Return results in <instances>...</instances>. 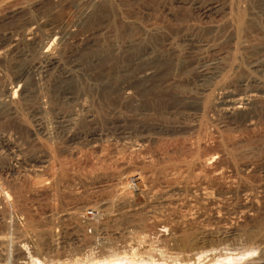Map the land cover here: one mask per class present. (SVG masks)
Here are the masks:
<instances>
[{
	"label": "rangeland",
	"instance_id": "1",
	"mask_svg": "<svg viewBox=\"0 0 264 264\" xmlns=\"http://www.w3.org/2000/svg\"><path fill=\"white\" fill-rule=\"evenodd\" d=\"M226 1L99 0L73 35L50 47L57 64L43 67L35 49L20 44L22 33L31 30L40 39L49 25L78 20L83 0H0V48L7 54L0 89L17 90L14 77L24 71L16 86L28 90L24 100L16 98V115L0 124V264L101 260L98 250L80 249L72 239L94 235L97 220L90 226L87 219L103 214L92 206L107 197L111 211L122 206L113 225L135 234L158 214L155 207L164 208V217L155 219L165 228L144 232L157 262L188 241L216 259L243 262L252 251V258L264 256V71L253 67L264 68V1L251 2L259 17L245 18L236 37L227 30L235 14L225 20L211 9ZM189 35L206 45L186 43ZM8 37L19 45L10 54L3 45ZM24 50L29 58L15 60ZM216 71L223 75L212 79ZM224 94H238L245 105L231 111ZM202 192L211 199L202 202ZM248 197L255 200L254 216H238ZM189 207L194 219L183 223ZM57 234L61 243L51 248L49 236ZM137 241L122 251L140 255L142 235Z\"/></svg>",
	"mask_w": 264,
	"mask_h": 264
},
{
	"label": "bare ground",
	"instance_id": "2",
	"mask_svg": "<svg viewBox=\"0 0 264 264\" xmlns=\"http://www.w3.org/2000/svg\"><path fill=\"white\" fill-rule=\"evenodd\" d=\"M78 1V0H77ZM253 0H229V2H227L226 3V5H220V6H218V5H214V4H211V9H214V7H216L215 9H217L218 8V10H217V12H216V15H218L219 14V16H224L223 18L225 19V16L227 15H231V14H235L234 16H230V18L228 19V21H227V30H228V32L230 31L232 34H234V32L236 33V31H238L239 30V28L240 27H242L241 26V24H242V22L244 21V19L245 18H249V17H251L252 18V16H254V15H256L257 16V12H258V10L256 9L257 8V6L255 7V4L254 3H256V2H258V0H256V2L254 1L253 3H251ZM262 1H264V0H261V3H262ZM99 0H83V8H81L80 7V11H76L77 9L79 10V6L77 5L76 6V12H78L77 14H78V20H75L74 22L73 21H70V20H68V19H61L62 21H60V22H58V23H56V24H52V25H49V24H47V25H49V27L47 28V27H44V28H47V31L45 32V33H42V35H41V38L40 39H36L35 37L36 36H34L32 33H31V30H28V31H26L25 33H22V35H21V42L22 43H20V44H23V43H26L27 45H29L28 47H26V48H33V49H35V50H33V49H31V50H33V51H35L36 52V58H37V60L38 61H40V63H42L43 64V67H47V66H52L53 64L55 65V64H57L56 62V56L54 57V54H52V52L50 53V47L52 46V44L54 43V42H56V43H61V44H63V42L64 41H66L71 35H73V28L76 26V24L78 23V22H80V20H82L83 18H85L87 15H88V10H89V7H96V6H98L99 5ZM225 3V2H224ZM254 4V5H251V4ZM260 3V4H261ZM264 3V2H263ZM78 4H81V3H78ZM259 4V5H260ZM86 7H85V6ZM240 5H241V7H242V5H246V6H248V11H247V13L245 12V6H244V8H241L240 7ZM258 5V6H259ZM81 6V5H80ZM208 6V5H207ZM213 6V7H212ZM260 6H264V4L262 5H260ZM259 6V7H260ZM206 7V6H205ZM209 7V6H208ZM91 9V8H90ZM209 9H210V7H209ZM258 9H260V8H258ZM263 10V9H262ZM261 9L259 10V12H260V14H261V12H262V14H263V12L264 11H262ZM209 11V10H208ZM257 13V14H256ZM91 14V13H90ZM227 16H226V18H227ZM264 16V15H263ZM257 17H259V14H258V16ZM260 17H262V15H260ZM226 20V19H225ZM223 22V21H222ZM224 23V22H223ZM31 24V23H30ZM41 25V24H40ZM31 26V29H33V28H38L39 27V25H38V23H34V24H31L30 25ZM41 29V28H40ZM217 29H220V28H217ZM217 29H212V30H215V32L217 33L218 31H216ZM264 29V28H263ZM262 28H261V30H263ZM35 30V29H34ZM39 30V29H38ZM223 31V30H222ZM221 31V32H222ZM144 32H146V31H144ZM155 32H158V31H155ZM227 32V31H226ZM226 32L224 33L225 35H228V34H226ZM39 34H40V32H39ZM38 34V35H39ZM149 34V33H148ZM221 34V33H220ZM230 34V33H229ZM222 35V34H221ZM235 35V37H236V34H234ZM234 35L232 36L233 38H234ZM223 36V35H222ZM161 37V36H160ZM9 38V37H8ZM16 38V37H15ZM43 38H44V40H43ZM93 38V37H92ZM186 39H184L185 40V42L186 43H189L190 45H195V46H201V47H203V46H205L206 45V43L205 42H203L202 40H200V39H197L198 37H194V36H191V35H189V36H187V37H185ZM231 38V37H230ZM6 39V38H5ZM19 40V39H18ZM19 40V41H20ZM49 41V42H47V43H45V42H43V41ZM170 40V39H169ZM232 40V39H231ZM168 40H165V42H167ZM173 41V40H172ZM161 43H162V41H160ZM159 42V43H160ZM165 42H163V43H165ZM51 43V44H50ZM80 43V42H79ZM83 43V42H82ZM142 43V42H141ZM144 43H146V42H144ZM168 43V42H167ZM208 43V42H207ZM87 44V43H86ZM120 44V43H119ZM133 44V42L132 43H130L129 45H128V47L130 46V45H132ZM210 44V43H209ZM1 45V44H0ZM3 45H5L6 47V49L8 48L9 50H8V53L10 54L11 52H14V50L16 49V47H17V45H18V41L17 40H14L13 38H9V39H7V41L3 44ZM56 45V44H55ZM95 45V44H94ZM164 45V44H163ZM208 45V44H207ZM19 46V45H18ZM54 47V46H53ZM116 46L114 45V51L113 52H115L116 51V53L119 51V49H118V47H116ZM168 47V46H167ZM174 47V46H173ZM3 48H4V46H3ZM1 49V48H0ZM53 49V48H52ZM51 49V50H52ZM3 50H5V49H3ZM2 49L0 50V64H2V63H4V62H6V53L3 51ZM25 51V50H24ZM27 51V50H26ZM20 52V53H18V55H16L17 56V58L15 57V60H17V59H19L18 57H22L23 59H25L26 57H28L29 58V53L28 52ZM149 53V52H148ZM29 54V55H28ZM115 54V53H114ZM15 56V55H14ZM31 57H33V56H30V58ZM142 57V56H141ZM140 57V58H141ZM263 57V59L261 58L260 60H264V55L262 56ZM21 58V59H22ZM143 58H145V57H143ZM142 58V59H143ZM27 59V58H26ZM98 60V59H97ZM148 60V59H147ZM22 61V60H21ZM35 61H36V59H35ZM143 62H144V59L142 60ZM59 62V61H58ZM136 62V61H135ZM147 62V61H146ZM145 62V63H146ZM264 62V61H263ZM14 63V62H13ZM37 63V62H36ZM257 63H259V62H254L253 64H257ZM45 65V66H44ZM260 65H262V64H260ZM253 66V65H252ZM253 67H255V69L257 70V69H259V70H263L264 71V68L263 67H260V66H258V64L257 65H255V66H253ZM55 68V67H54ZM224 69V68H223ZM146 70V69H145ZM219 70V69H218ZM262 71V72H263ZM146 72V71H145ZM206 72V71H205ZM217 72L218 71H216V72H212L211 73V78L213 79H215V78H218V76H219V74H217ZM256 72V71H255ZM26 73V72H25ZM24 73V71L22 72H18L17 74H16V76L14 77V81H15V83H17V84H19L21 81H23V78L26 76V74ZM209 73V72H208ZM204 74V72L202 73V75ZM144 76H147L146 75V73H144L143 74ZM206 75H208L207 73H206ZM221 75V74H220ZM223 75V74H222ZM221 75V76H222ZM204 76H205V74H204ZM206 77V76H205ZM204 77V78H205ZM226 77V76H225ZM146 78V77H145ZM210 78V77H209ZM224 78V77H223ZM223 78H222V80H223ZM13 79V78H12ZM11 79V80H12ZM255 79V78H254ZM25 80V79H24ZM211 80V79H210ZM143 81V80H142ZM215 81V80H214ZM227 81V80H226ZM226 81H224V82H226ZM261 81V80H260ZM13 82V81H12ZM24 82V81H23ZM243 82H246V83H250V82H252L254 85H257V86H260L261 84H260V82L258 81V80H244ZM9 83V82H8ZM11 83V82H10ZM9 83V84H10ZM229 83V82H228ZM16 84V85H17ZM225 84V83H224ZM4 85H6V84H4ZM15 85V87L17 88V90L15 89V90H12L11 88V86L10 85H8L10 88H5V89H3V90H1L0 89V95L1 96H3L4 97V99L6 100H4V102H1L0 101V121L2 120H4L3 119V116H6V118H7V116H12V118H13V115L15 116L16 114V110H15V108H14V103H16L18 100H24V98L25 97H27L28 96V90H26L25 89V87H23L22 85L21 86H16ZM222 85V84H221ZM242 85H245L244 83L242 84ZM5 87V86H4ZM144 87V86H143ZM219 87V86H218ZM217 87V88H218ZM222 87V86H221ZM261 87V86H260ZM3 88V87H2ZM213 89V88H212ZM223 89V88H222ZM258 89H259V87H258ZM262 89V88H261ZM254 90V89H253ZM263 90V91H262ZM262 90H260L262 93L264 92V89H262ZM259 91V92H260ZM222 92H224V91H222ZM251 92V91H250ZM258 92V93H259ZM261 92H260V94H261ZM225 93V92H224ZM228 93H229V91H228ZM254 93V92H253ZM257 93V94H258ZM230 94V93H229ZM249 94V93H248ZM251 94V93H250ZM225 95V101H226V98L227 99H229L230 98V100L228 101V102H226V104H227V106H230V110L231 111H235V110H238V109H241V106L240 105H242V104H244V103H242V98H240V96L238 95V94H235V95H228V94H224ZM227 95V96H226ZM20 96V99H18L17 101H16V98H18ZM24 97V98H23ZM250 97H255L254 95L253 96H250ZM249 97V98H250ZM67 98V97H66ZM249 98H246V99H249ZM245 99V98H244ZM251 100H252V98H251ZM250 100V101H251ZM254 100V99H253ZM39 101V100H38ZM249 101V100H248ZM249 101V102H250ZM38 103H40V102H38ZM246 103H248V102H246ZM250 103H252V101L250 102ZM250 103H249V105H250ZM245 105V104H244ZM247 107V106H246ZM38 109V108H37ZM39 110L41 111V108H39ZM36 113V112H35ZM37 113H40V112H37ZM230 113H232V112H230ZM42 114V113H41ZM39 115V114H38ZM37 117H39V116H37ZM41 117V116H40ZM39 117V118H40ZM9 118V117H8ZM15 118V117H14ZM70 118V117H69ZM41 119V118H40ZM2 121H1V123L0 124H2ZM68 121V120H67ZM10 132V131H9ZM9 135H10V133H9ZM5 137V136H4ZM3 137V138H4ZM20 142V141H19ZM45 161V160H44ZM16 163V162H15ZM46 163V162H45ZM250 165V164H249ZM35 174V173H34ZM129 178V177H128ZM245 192V191H244ZM4 194V193H3ZM7 194V193H6ZM200 195V200L202 201V202H207V201H209L210 199H211V197H210V195H208V194H206V192H202V193H200L199 194ZM168 196V195H167ZM166 196V197H167ZM164 197V196H163ZM149 199H150V197H149ZM151 199H153V198H151ZM150 199V200H151ZM175 199V198H174ZM246 199V198H245ZM143 200V199H142ZM154 200H156V199H154ZM164 200H167V199H164L163 198V201ZM10 201V200H9ZM111 201V200H110ZM109 201V199H108V197H107V199L105 198L104 200H102L101 202L99 201V203L97 204V205H94V206H92L93 207V209H95L96 210V208H101L102 209V211H103V214H101L102 216H104V219L101 221V222H98V219H101V218H98V217H100L98 214V216L94 213V214H92L91 216H89V218L88 219H90V220H88L87 219V222L88 223H86V224H88V225H92L93 226V224H92V222H94V220H97V222H95V224L94 225H96L95 226V231H94V235L90 238V239H87L86 241L85 240H83L82 241V239H83V235H80V234H76L75 236H73L72 234H73V230H70V232L68 231V234H70V236L72 235L73 236V241L74 242H76L77 244L79 243H81V245L79 246L80 247V249H91L92 248V250L94 249V251H95V249H96V251L98 250L101 254H102V257L100 258L101 260H97V261H93V262H89V261H92L93 260V258H92V260H87V262L89 263V264H144L143 262V259H147V261H149V264H264V256H262V255H260L259 257H255V258H252V253H254V251H252L251 253H247L245 256H249V257H247V259H246V261H243V262H241L240 261V259H237V258H232V257H226V256H224L223 258H220L219 256H217V259H216V256H214L213 254H206V252H204L202 249H199L198 247L197 248H192V246H193V243H191V242H187L186 244H184L185 246H183L182 244V246L181 247H179L178 245L177 246H172V248H171V257H169L166 261H163V262H157V261H155V259H153L154 257H156V255L153 253V246H152V242H148L149 240H146V236L144 235V232H146V230H148V231H151V230H153V229H157V228H165V224L164 223H162L158 218L159 217H161V216H163L164 217V215H163V210H164V208H162V207H157L158 208V210H157V208L155 207L154 208V210L153 209H151V210H153L154 212H158V214L157 213H152V215L150 214V213H148V214H150V216H149V218L150 219H152V222H150V220L149 219H147V220H149V222H147L143 227H142V229L140 228V232L139 233H137V234H135V233H132V232H130V231H128L127 230V228L125 229H120V228H117L116 227V225L114 226L113 225V223L115 222L114 221V218H115V216H117L116 214H114V213H116L117 211V209L115 210V211H111L110 210V208L112 207L111 205H109V204H111V202ZM153 201V200H152ZM168 201H169V199H168ZM213 201V200H212ZM114 202V201H113ZM112 202V204H114ZM147 202V201H146ZM160 202H161V200H160ZM165 202V201H164ZM163 202V203H164ZM172 202V201H171ZM132 203V202H131ZM158 203H159V201H158ZM162 203V204H163ZM213 203V202H212ZM5 204V203H4ZM126 204H127V201H126ZM133 204V203H132ZM149 204H150V202H149ZM148 204V205H149ZM121 205V204H120ZM122 205H125V203L124 204H122ZM151 205V204H150ZM149 205V206H150ZM153 205V204H152ZM166 205V204H165ZM174 205V204H173ZM254 205H255V200L253 199V198H250L249 199V197H248V199H246V200H242L241 201V203L238 205L239 206V208H237V209H240V210H238V216L239 215H242L243 217H250V216H252V209H253V207H254ZM6 206H7V204H6ZM115 206V205H114ZM130 206V205H129ZM136 206V205H135ZM142 206V205H141ZM149 206H147V207H149ZM157 206V205H156ZM172 206V205H171ZM175 206V205H174ZM91 207V208H92ZM117 207H119V205L117 206ZM187 207H188V205H187ZM87 208V207H86ZM88 209V210H90V211H92V209ZM121 209H122V206L120 207ZM119 208V209H120ZM125 208V206L123 207V209ZM132 208V207H131ZM130 208V209H131ZM146 208V207H145ZM190 208V207H189ZM219 207H214V208H211L212 209V214H218L219 213V209H218ZM115 209V208H114ZM118 209V210H119ZM136 209V208H135ZM87 210V211H88ZM127 210V209H126ZM144 210V209H143ZM142 210V211H143ZM146 210V209H145ZM150 210V211H151ZM89 211V212H90ZM123 211V210H122ZM147 211H148V208H147ZM147 211H146V215H147ZM149 211V212H150ZM193 211V210H192ZM93 212V211H92ZM119 212V211H118ZM136 212V211H135ZM152 212V211H151ZM121 213V212H120ZM123 213V212H122ZM124 214V213H123ZM144 214H145V212H144ZM85 215V214H84ZM121 215V214H120ZM194 214H192V212H191V208L189 209V210H187L186 212H185V214H183L180 218H179V220L180 221H182L183 223H185V222H189L191 219H194V218H192V216H193ZM125 216V215H124ZM137 216V215H136ZM158 217V218H156L155 219V217ZM180 216V215H179ZM195 216V215H194ZM214 216V215H213ZM254 216V215H253ZM252 216V217H253ZM63 216H60L59 218L61 219ZM71 217V216H70ZM237 217V216H236ZM56 218H58V217H56ZM69 218V217H68ZM98 218V219H97ZM118 218V217H117ZM93 219V221L91 222V220ZM233 219V218H232ZM3 221V220H2ZM193 221V220H192ZM222 222V221H221ZM110 224H112L111 226H109ZM222 224H224V225H226L227 224V220L226 221H223V223ZM229 225V224H228ZM7 227V226H6ZM128 228H131V227H128ZM11 229V228H10ZM74 229V228H73ZM6 230V229H5ZM12 231V230H11ZM19 231V230H18ZM72 231V232H71ZM142 231H143V233H142ZM74 232H75V230H74ZM78 233V232H77ZM18 235V234H17ZM53 235V234H52ZM78 235V236H77ZM79 235L82 237V239L79 237ZM140 235H142V240H143V244L145 245V246H142L141 248H140V250L138 249V251L137 252H139V251H142V253L139 255L138 253H136V251H134V250H132V249H130L129 248V251H122L124 248H125V245L127 244L128 245V243L129 244H133L135 241H136V243H138L139 245L141 244L139 241H137L138 240V237L140 236ZM8 236V235H7ZM59 235L57 234V235H54L53 237H50L49 236V239H51V240H49V242H50V247L51 248H55V247H57L58 245H60V243H61V240H62V238L59 236ZM71 239V238H70ZM85 239H86V237H85ZM11 240V239H10ZM166 240V238L164 237L163 239H162V241H161V244H163L164 243V241ZM103 241H105V242H107V243H103ZM132 241H133V243H132ZM119 242H121V245L120 246H118L119 244ZM75 243V244H76ZM116 243L118 244V245H116ZM78 244V245H79ZM174 244H176V243H174ZM164 245V244H163ZM82 246V247H81ZM194 246H195V244H194ZM201 246V245H200ZM257 249V248H256ZM258 250V249H257ZM79 251V250H78ZM91 251V250H90ZM89 251V252H90ZM209 251V250H208ZM79 252H81V251H79ZM82 252H84V251H82ZM87 252V250L85 251V253ZM211 252H213L212 251V249H211ZM88 253V252H87ZM208 253V252H207ZM216 252H214V254H215ZM79 254V253H78ZM83 254V253H82ZM144 255V257L145 258H141V255ZM159 254H161V253H159ZM250 254H252V255H250ZM84 255V254H83ZM90 255H92V253H90ZM94 255V254H93ZM243 255V254H242ZM241 255V256H242ZM84 256H88V255H84ZM138 256H140L139 258H138ZM244 256V255H243ZM29 257V256H28ZM91 257V256H90ZM85 258H87V257H85ZM220 258V259H219ZM88 259H91V258H89L88 257ZM26 260V259H25ZM84 261V260H83ZM85 261H86V259H85ZM23 264H41V263H39L37 260H32L31 258H28V261H27V263H23Z\"/></svg>",
	"mask_w": 264,
	"mask_h": 264
}]
</instances>
